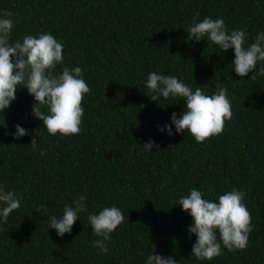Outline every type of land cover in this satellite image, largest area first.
<instances>
[{
  "label": "trees",
  "instance_id": "obj_1",
  "mask_svg": "<svg viewBox=\"0 0 264 264\" xmlns=\"http://www.w3.org/2000/svg\"><path fill=\"white\" fill-rule=\"evenodd\" d=\"M0 9L14 13L10 43L51 33L63 44L62 64L81 67L90 89L77 134H48L30 114L34 101L24 87L0 113V183L22 197L0 223V264H143L152 251L179 264H264V61L239 77L231 49L187 39L193 18L209 16L223 18L228 30L244 29L252 43L264 30V0H0ZM151 71L206 94L222 81L232 112L222 131L203 142L174 126L173 135L158 131L183 110V99H150L144 80ZM15 124L27 134L10 135ZM149 138L152 151L142 146ZM193 187L210 199L232 188L246 192L252 231L245 248H225L211 260L190 256L192 217L174 204ZM81 194L89 212L114 204L124 215L107 253L92 246L98 237L86 213L60 237L33 209L43 202L59 216Z\"/></svg>",
  "mask_w": 264,
  "mask_h": 264
},
{
  "label": "clouds",
  "instance_id": "obj_2",
  "mask_svg": "<svg viewBox=\"0 0 264 264\" xmlns=\"http://www.w3.org/2000/svg\"><path fill=\"white\" fill-rule=\"evenodd\" d=\"M13 16L11 10L0 9V113L15 99L16 90L24 87L34 101L30 114L42 121L48 134L56 135L59 132L64 136L79 133L84 115L82 97L90 90L81 67L70 69L62 64L63 44L49 32L35 36L26 34L22 40L10 43ZM246 36L242 28L228 30L221 17L213 19L204 16L200 20L194 17L187 27L188 40L211 42L215 50L231 49L234 55L230 64L239 77H245L256 69L258 62L264 61V30H258L250 44H246ZM57 64H61L59 73L54 72ZM259 70L264 72V66ZM144 86L152 100L157 101V97L172 98L170 103H173L183 99V110L179 115L173 111L170 123L156 126L158 131L168 135H173L174 126L175 133L187 131L196 142H203L210 135L219 134L225 120L232 116L231 102L222 81L216 83V91L206 94L200 87L193 89L175 75L151 71L147 73ZM45 107L47 111L43 110ZM13 127L15 130L9 133L13 137L19 138L28 132L20 124ZM40 131L41 128L32 136L30 144L34 149ZM154 143L149 138L142 146L146 151H152ZM245 196L243 189L232 188L218 194L215 199L204 198L202 191L195 187L190 188L187 195L179 196L174 205H179L192 217V222L187 225L189 238L195 234L191 244L192 258L197 261L211 260L225 248L234 251L247 246L252 225L250 213L243 203ZM21 200L18 192L6 190L0 183V223L7 222L9 214L20 207ZM86 201V195H79L63 206L59 216L49 215L48 207L43 202L35 204L33 209L37 214L48 217L47 230L54 229L60 237L71 233L74 221L80 218L82 212L86 213L92 234L98 237L91 241L92 246L102 254L107 253L109 248L106 242L124 221V215L114 204L104 206L98 212H89ZM143 264H179V261L171 255L152 251L147 254Z\"/></svg>",
  "mask_w": 264,
  "mask_h": 264
}]
</instances>
